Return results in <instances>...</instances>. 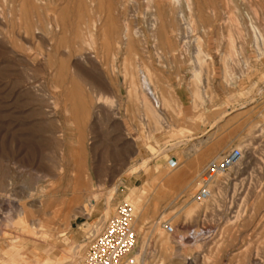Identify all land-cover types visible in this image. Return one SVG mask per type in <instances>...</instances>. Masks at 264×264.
Returning <instances> with one entry per match:
<instances>
[{"label": "rangeland", "instance_id": "1", "mask_svg": "<svg viewBox=\"0 0 264 264\" xmlns=\"http://www.w3.org/2000/svg\"><path fill=\"white\" fill-rule=\"evenodd\" d=\"M124 203L137 264H264V0H0V264H84Z\"/></svg>", "mask_w": 264, "mask_h": 264}, {"label": "built area", "instance_id": "2", "mask_svg": "<svg viewBox=\"0 0 264 264\" xmlns=\"http://www.w3.org/2000/svg\"><path fill=\"white\" fill-rule=\"evenodd\" d=\"M242 158V150L232 148L221 157L212 159L201 174L193 195L194 201H209L213 196L215 179L237 167ZM172 164L175 163L172 161ZM164 228L170 235L176 233L175 227L169 223L164 224ZM137 243L133 207L128 203L120 204L115 215L108 219L99 233L89 241L84 264H137Z\"/></svg>", "mask_w": 264, "mask_h": 264}, {"label": "bare ground", "instance_id": "3", "mask_svg": "<svg viewBox=\"0 0 264 264\" xmlns=\"http://www.w3.org/2000/svg\"><path fill=\"white\" fill-rule=\"evenodd\" d=\"M185 1L188 3L189 0H185ZM178 2H179V1H178ZM145 79H147L146 82H149V81H150V79H149L147 76L145 77ZM145 79H144V80H145ZM143 83H144V82H143ZM145 84H146V83H145ZM146 85H149V83L146 84ZM146 85H145V86H146ZM146 87H147V86H146ZM150 90H151V89H150ZM151 92H153V91H151ZM219 176H221V175H219ZM217 178H218V177H217ZM216 180H217V179H216ZM91 235H92V234H91ZM139 257H141L140 254L135 255V258H139Z\"/></svg>", "mask_w": 264, "mask_h": 264}]
</instances>
